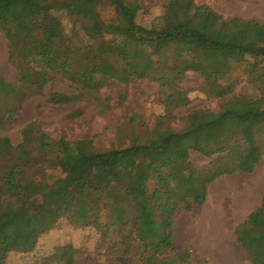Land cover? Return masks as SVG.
<instances>
[{"label": "trees", "instance_id": "1", "mask_svg": "<svg viewBox=\"0 0 264 264\" xmlns=\"http://www.w3.org/2000/svg\"><path fill=\"white\" fill-rule=\"evenodd\" d=\"M142 10L140 0H0V30L19 77L13 83L0 68V264L12 252L33 251L63 217L97 228L104 240L113 228H128L141 256L135 262L131 249H115L112 240L117 264L195 260L188 247L179 252L173 244L180 206L191 211L217 178L252 173L264 158V22L224 15L196 0H168L148 25L139 19ZM189 71L199 73L204 92L222 103L189 112L184 129L173 128L177 115L166 114L146 141L104 150L93 138H54L37 122L24 127L17 145L1 133L27 97L44 95L56 79L76 92L53 91L50 104L100 98L115 80L125 86L123 101L135 78L157 82L170 96ZM243 82L255 93L238 91ZM191 150L211 160L196 166ZM173 154L181 159L176 171H152ZM128 172L141 177L134 189L122 182ZM235 233L251 263L264 264V199ZM165 250L179 254L160 259ZM57 260L55 253L44 264Z\"/></svg>", "mask_w": 264, "mask_h": 264}, {"label": "rangeland", "instance_id": "2", "mask_svg": "<svg viewBox=\"0 0 264 264\" xmlns=\"http://www.w3.org/2000/svg\"><path fill=\"white\" fill-rule=\"evenodd\" d=\"M202 3L205 0H196ZM143 10L139 19L148 25L150 21L164 10L168 0H140ZM111 10H103L104 17L108 18ZM67 29L72 25L71 19L61 15ZM0 68L1 73L11 82L18 83L19 77L16 68L9 62L8 42L0 30ZM29 90L31 91V87ZM204 79L194 71H189L179 84V92L166 95L155 81L135 78L127 88V96L122 82L117 80L104 87L97 99L82 96L80 99L68 104H50L47 102L49 94L53 91L73 94L75 88L67 82L56 79L50 82L44 95L33 94L22 103L19 112H16L12 121L1 131L8 136L13 144L23 141V129L30 122H37L43 130L54 138L78 140L93 138L97 149L104 150L116 145H127L132 140L146 141L149 132L156 125L160 116L174 113L177 118L171 121L175 129L187 127L186 115L194 109L210 107L216 108L222 99L209 97L204 92ZM238 91L255 93V90L245 82L241 83ZM77 110L82 114L71 116ZM176 147V146H174ZM191 160L196 166L207 164V158L199 152L191 150ZM181 159L173 154L166 166H151L152 171L169 167L173 171L178 169ZM122 182L129 188H135L141 183V177L132 172L122 175ZM153 180L149 183L152 186ZM181 211L184 207L180 206ZM107 213L103 215L105 219ZM116 241L117 248L129 250L135 262H139L141 250L133 245V234L128 228H113L110 237L104 240L100 232L93 226L81 227L74 224L67 217L59 220L56 226L42 234L36 248L28 253L12 252L7 264H44L53 254L57 253L59 260L53 264H117L113 257L115 249L111 247ZM77 249L78 252L73 250ZM179 252L164 251L159 258L176 256ZM181 264H198L192 260Z\"/></svg>", "mask_w": 264, "mask_h": 264}, {"label": "crops", "instance_id": "3", "mask_svg": "<svg viewBox=\"0 0 264 264\" xmlns=\"http://www.w3.org/2000/svg\"><path fill=\"white\" fill-rule=\"evenodd\" d=\"M224 15L264 22V0H205ZM203 3V2H202ZM264 158L252 173L238 172L209 185L206 200L191 211L178 209L173 244L207 264H252L236 239V228L262 206Z\"/></svg>", "mask_w": 264, "mask_h": 264}]
</instances>
